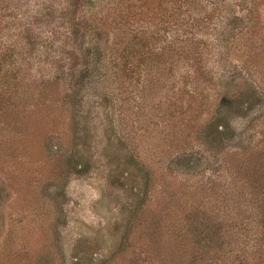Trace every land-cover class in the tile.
Segmentation results:
<instances>
[{"label":"rangeland","instance_id":"374dc122","mask_svg":"<svg viewBox=\"0 0 264 264\" xmlns=\"http://www.w3.org/2000/svg\"><path fill=\"white\" fill-rule=\"evenodd\" d=\"M26 32L53 52L0 75V264H220L178 243L264 183V0H0V57Z\"/></svg>","mask_w":264,"mask_h":264},{"label":"trees","instance_id":"16d2710c","mask_svg":"<svg viewBox=\"0 0 264 264\" xmlns=\"http://www.w3.org/2000/svg\"><path fill=\"white\" fill-rule=\"evenodd\" d=\"M18 11L20 12V10ZM12 36H16V45L9 47L7 53L0 57V75H2V77L8 72L12 73V71L13 76L18 77V73L15 71L22 72L26 68H30V66L27 65V60L33 58L36 54H45L46 57L48 55L51 57L50 54L53 52L51 47L49 48L47 45L42 44L41 41L37 40L39 35L26 32L22 34L17 33ZM14 49L18 50V54L13 52ZM14 54L16 56H14ZM55 56L53 64L57 67L58 71L61 72V75H67L69 71L71 72L72 67L70 69L67 67V56L62 54ZM217 72L218 67H213L212 70H206L203 74H206L207 77L212 80L214 74ZM256 97L260 100V96ZM17 98L18 97L12 95L7 97L4 94L0 98V110L6 109L4 110V113H6L10 111V109H13V101H16ZM223 106V112L225 114L229 116L243 117L255 105L251 104L246 97L245 99L240 98L236 101L227 100ZM211 131L212 133L210 135L209 144L213 149L223 146L225 142L233 137V130H231L229 125L219 123L217 120L211 123ZM257 147L258 145H255L252 148ZM262 147H264V143ZM254 182L255 183L252 182V186L250 185L252 191L247 192L246 190L243 193L248 196V204L244 208V205H241L239 199L241 207H236L235 209L239 214H234L235 217L232 221L216 217L208 224L202 225L200 228L194 226L191 229V235L193 238H190V235H188V243L179 242V246L185 247L187 250L189 249L194 253L202 254H207L211 250L220 251L221 249V252L225 257L222 258L220 264H222L225 259H229L230 264H250V259L256 260L257 263L254 264H264V183L259 180H255ZM223 198L224 195L220 196L219 199L222 200ZM180 232L181 229L179 230V233ZM221 245L224 246L222 247ZM225 245H228V248L233 245L234 247L231 249V252H227ZM240 246H242L243 249L240 250ZM249 251L253 253H250ZM199 255L197 257H199ZM177 258L179 259L181 257ZM213 264H218L216 258L213 260Z\"/></svg>","mask_w":264,"mask_h":264}]
</instances>
